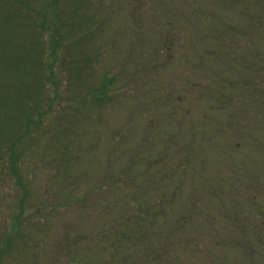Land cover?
I'll return each mask as SVG.
<instances>
[{
    "label": "rangeland",
    "instance_id": "rangeland-1",
    "mask_svg": "<svg viewBox=\"0 0 264 264\" xmlns=\"http://www.w3.org/2000/svg\"><path fill=\"white\" fill-rule=\"evenodd\" d=\"M0 264H264V0H0Z\"/></svg>",
    "mask_w": 264,
    "mask_h": 264
},
{
    "label": "trees",
    "instance_id": "trees-1",
    "mask_svg": "<svg viewBox=\"0 0 264 264\" xmlns=\"http://www.w3.org/2000/svg\"><path fill=\"white\" fill-rule=\"evenodd\" d=\"M2 46V45H1ZM66 49H67V51H69L68 50V45L65 47ZM53 56V55H52ZM45 59H47V62H49L48 61V59L50 60V54H46L45 55ZM26 60H27V57L26 56H23V57H21V58H18L16 61H14V62H6L7 64H6V66H5V72H9V73H11V72H13V70H21L20 68H22L23 66H27V62H26ZM75 60H74V58H72L71 57V59H69V60H67L66 61V63H63L65 66L64 67H68V65H70V64H72L73 62H74ZM86 61V60H85ZM46 68H47V73H48V75H47V77H46V79H47V81L48 80H50L52 77L50 76L51 75V73H52V69L54 68V63L53 64H47V66H45ZM49 69V70H48ZM4 71V70H3ZM26 132H27V130H26ZM19 140H21V139H19V138H16L14 141V144H16L17 142H19ZM7 150V149H6ZM7 151H10V152H12V149H10V150H7ZM12 161V160H11Z\"/></svg>",
    "mask_w": 264,
    "mask_h": 264
}]
</instances>
